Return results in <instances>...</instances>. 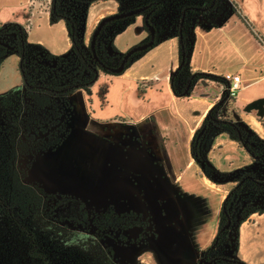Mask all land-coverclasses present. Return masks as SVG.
<instances>
[{
	"label": "crops",
	"instance_id": "0c3cea01",
	"mask_svg": "<svg viewBox=\"0 0 264 264\" xmlns=\"http://www.w3.org/2000/svg\"><path fill=\"white\" fill-rule=\"evenodd\" d=\"M230 1L243 16L239 6L233 0ZM33 2L34 0H0V26L9 23L20 24L28 32L27 36H30L37 26L36 13H40L45 22L50 20L49 10L35 7ZM112 12V9L100 12L91 26L94 27ZM230 12L235 13L232 9ZM222 17L215 16L208 22L199 18L192 27V35L187 41L185 67L191 75L197 74V77L191 83L186 96L177 95L173 89L174 72L180 63V40L177 36L169 34L147 49L121 73L117 75L100 73L90 93L93 94L95 89L101 88L103 100L92 99L91 109L85 106L87 119L83 130L87 131L93 122V132L95 134L104 132L102 136L106 137L108 133L115 134L121 123L123 126L120 130L121 138H124V133L129 134L126 135L125 143L110 137V140L114 141L108 142L109 148L117 155L104 161L96 172L97 187L104 188L99 191V202L112 200L114 193L111 186L123 187V182H131L134 179L137 185L154 184L156 191H159L157 196L166 198L175 208L171 221H164L163 228L157 229L158 234L157 231H152L158 241H161L163 236H173V247L190 254L189 260L192 263H189V260H166L164 255L168 253H164L162 261L158 264H197L196 261L200 264V257L202 258L218 232L219 214L228 192V188L223 184L230 182L231 187L234 185L231 179L218 183L214 176L208 177L203 170V164H197L191 153L195 133L202 126L213 105L224 96L223 90L227 83L213 79L215 76L223 77L226 73L240 75V88L234 98L222 105L221 115L230 121L246 124L260 137H264V127L261 123L264 120V109H253L243 105L249 101L243 93L250 87L264 82V57L261 61L264 52L250 34L251 32L255 35V31H263L261 22L255 21L251 24L244 17L249 26L246 24L242 26L235 20L231 24L224 22ZM55 22L58 30L65 28L63 21ZM203 22L208 29H202ZM130 24H139L142 30L137 31L136 36L128 37L126 43L130 46L128 51L149 38L143 29L142 16L135 17L123 29ZM212 30L216 31L214 37L216 35L219 40L214 38L211 42L212 36H208V33ZM66 36L62 44L53 45L51 49L44 40L34 41L48 52L53 50L63 52L68 51L71 45L67 31ZM261 42H264L263 38ZM216 60L231 64L221 69L216 65ZM20 86L21 83L12 84L6 91L0 89V98ZM77 91H81L82 95L83 93L88 95L85 90ZM182 127H186V135L181 134ZM181 145L182 147L185 145L189 151L185 163L178 159V148ZM224 146L242 151L246 163H238V168L231 170L230 173L218 172L210 161L209 153ZM233 150L229 162L237 159ZM202 158L216 173L236 176L244 171H260V167L252 162L243 146L230 139L224 132L212 134L209 145L203 148ZM190 190L187 206L181 207L185 193ZM141 191L144 193L143 189ZM212 191L217 193V197H211L213 202L209 197L213 194ZM118 192L120 200L136 195V192L131 194L129 191ZM88 206L99 210L93 203ZM116 211L126 212L127 209L116 207ZM108 241L112 246L117 242L113 239ZM229 255L247 264H264V212L253 214L249 220L238 225V246L233 248ZM136 264L151 263L142 259Z\"/></svg>",
	"mask_w": 264,
	"mask_h": 264
},
{
	"label": "trees",
	"instance_id": "16d2710c",
	"mask_svg": "<svg viewBox=\"0 0 264 264\" xmlns=\"http://www.w3.org/2000/svg\"><path fill=\"white\" fill-rule=\"evenodd\" d=\"M51 1L50 20L63 21L71 44L70 49L62 54H51L40 44L28 42L27 31L20 24L9 23L0 26V65L8 53H17L20 58L18 70L21 76V86L0 98L3 109L0 112V264H127L116 259L108 240L116 238L121 244L128 241L136 243L145 241L148 235L154 234L149 231V219H144L133 211L117 212L111 207L104 210L89 209L85 202L70 194L41 193L38 187L34 188L26 181L25 171L20 162L31 153H45L61 146L70 132L68 123L73 108L70 99L72 93L85 90L89 94L100 73L117 75L109 69L116 67L115 63L119 65L128 51L123 53L117 62L108 58L107 53L99 49L101 30L109 23L122 21L121 28L116 31L118 32L138 16H142L143 29L149 38L146 21L154 27L152 45L133 52L125 62L126 68L147 49L170 34L160 33L159 22H155L161 15L163 7L157 0H114L118 5L127 4L126 11L141 7L145 9L139 14L106 23L92 48L91 41L85 44L81 39L82 20L79 15L72 9L63 7L62 0ZM72 1L86 12L85 8L106 0ZM210 1L212 2L210 7L198 9L202 11L211 9L217 0ZM191 7L189 5L184 7L183 24L181 25V16L179 26L171 33L178 38L182 36L179 44L180 60L182 45L187 52V41L192 35L190 32L191 35L188 36L185 20L186 13L192 9ZM233 11L249 26L247 20L237 10ZM9 35L14 37L11 43L6 40ZM111 47L116 54L120 53L114 46ZM184 73L185 79L189 81L191 73L185 67V63L173 77V89L177 95L183 92L175 88V81ZM196 77L197 74H194L192 82ZM213 79L224 81L220 76ZM227 87L226 84L224 96L220 99L223 101L219 100L213 105L202 126L195 133L191 153L197 164H203V170L208 177L214 176L215 179L219 176L228 177L227 180H216L218 183L230 179L234 181L222 204L218 232L203 255L216 258L213 264H247L229 254L227 256L217 251L227 241L236 221L238 227L254 213L264 212V207L254 210L251 208L252 203L247 202L243 208L238 204L237 208H241L242 211L238 214L235 207L230 205L233 199L241 194L244 186L264 191V180L258 179L259 172L252 170L238 173L236 176L216 173L202 158L203 148L209 145L212 134L224 132L230 139L243 146L254 164L260 168L264 165V137H260L246 124L230 121L221 115L222 105L234 98L228 95ZM186 95L187 92L183 94ZM261 123L264 127V120ZM206 125L211 127L209 133L197 139L200 130ZM244 127L250 129L248 138ZM206 166L210 169H206ZM228 221H231L230 226L224 228ZM133 227H139L141 232L135 240H129L126 233ZM237 246L238 230L234 248Z\"/></svg>",
	"mask_w": 264,
	"mask_h": 264
},
{
	"label": "rangeland",
	"instance_id": "374dc122",
	"mask_svg": "<svg viewBox=\"0 0 264 264\" xmlns=\"http://www.w3.org/2000/svg\"><path fill=\"white\" fill-rule=\"evenodd\" d=\"M157 1L160 6L163 7L161 15L155 21L159 22L158 26L160 28V33L168 32L171 34L175 32L176 28L180 24L183 9L187 5L192 6V9L186 13L188 18L187 16L185 17V20H187L188 36L191 35L190 32H192V25L195 21L199 20V18H202V20L205 19L208 22L211 21L215 16H223L224 22L227 21L229 24H231V22L235 20L242 26H245V23L235 13L230 12L231 9L236 10V7L231 3L230 0H217L215 2V6L204 11L198 8L210 7L212 3L210 0ZM233 1L239 6L243 17L250 21L251 24L255 21L259 23L261 22L263 31H255V35H252L249 29H247L257 46L264 52V42H261V38H263L264 41V0ZM33 3L35 7L47 8L49 10L52 1L34 0ZM61 3L63 4V7L72 9L75 14L79 15V18H81L82 26L80 36L85 44H88L91 41L93 31L98 23L94 27L91 25L100 12L105 11L106 9H112L113 12L110 13L111 15L114 13L125 12L127 8V4L125 3L118 5L114 0H106L92 4L88 8H85L86 12H84V8L72 0H62ZM35 18L37 26L33 30V33L30 36H27L28 42L37 44L34 40L41 39L42 41L44 40L46 42L45 44H47V47L50 49L53 47V45H60L64 42L67 37L64 27L62 30H58L56 27V22L51 23V20L45 22V19L41 18L40 13H36ZM121 23L122 21H114L109 23L105 29L101 30L102 33L99 38V49L102 50L103 53H107L108 58L113 59L114 62H117L118 58L130 48V46L126 45V43H128V37L132 38V36H136L137 31L142 30L139 24H130L127 28L116 32L119 28H121ZM201 26L203 30L208 29L205 22H203ZM254 27L255 26H253V29ZM210 32L211 33H208V36H212V38H210L211 42L214 41V38L219 40L216 35L214 37V34H216L215 30ZM13 38V35H9L6 37V40L11 43ZM50 38L52 39L49 40ZM217 40H215L216 45H218ZM111 45L120 51V53L116 54ZM65 51L57 52L56 50H53L50 53L58 55L64 53ZM260 54L262 53L260 52ZM261 56V61H263L264 55L262 54ZM29 59L30 58H28V60ZM19 61L20 58L15 52L8 53V55L5 56L1 63L2 65H0V89L3 88V90L6 91V89H8V87H10L12 84L19 85L21 83V76L18 70ZM230 64V62L216 60V65L221 69H224L226 66H230ZM115 65L117 66L118 64L115 63ZM185 76L186 73L183 75L180 74L175 81V88L180 92H183L188 82V80L185 79ZM101 92V88L98 87L95 89L93 94L89 93L87 96L85 93L82 95L81 91L72 93L70 99L73 108L68 123L70 131L69 134L66 136L61 146L57 149L53 151L49 150L40 154L31 153L20 162L23 170L25 171V179L28 183L33 185L34 188L38 187L41 193L44 194L64 193V191H66L67 194L78 197L80 200L85 202L87 206L88 204L93 203V205L99 210H104L108 207H111L116 211V207H119L127 209V211H133L137 214H140L144 219H149V222L152 226L151 229L157 231L158 234L157 229L161 227L163 228V222H170L173 218L175 208L169 201H167L166 198L157 196L159 191H156L154 184L140 183L137 185L134 179L131 182L125 181L123 182V187L111 186L114 197H112L110 202H99V191L101 189L104 190V188L98 189L95 182L96 172L104 161L117 155V153L112 148H109L108 142L114 141L110 140V137L121 141L120 143H125V141H127L126 135H129L124 133V138H121L122 133H120V130L123 127L121 123H119V128L115 134L108 133L106 134V137L102 136V133L104 132H101L100 134H95L93 132V122L90 124V127L87 131L83 130L87 119V116L85 115V106H87L88 109H91L90 101L92 99H96L97 101L103 100ZM243 95L247 97V99L249 98V101L243 103V105L253 109H264V82L250 87L243 93ZM2 111V105H0V112ZM210 128L211 127L208 125L204 126L197 135V139L201 135L208 134ZM245 129L248 133V138L250 129ZM181 132V134L186 135V127H182ZM232 150L233 149L224 146L209 153L210 161L218 172L230 173L231 170L238 168V163L244 162V153L237 149L233 150L236 153L235 155L237 159L233 162H229V157L231 156ZM188 156L189 151L186 149L185 145L183 147L181 145L178 148V159L180 162L185 163L188 159ZM244 163H246V161ZM207 168L210 169L208 166H206V169ZM135 177L136 175H134V178ZM257 178L264 180V165L262 170L260 168ZM227 179L228 177L226 176H222V178L219 176V178L216 180L223 181ZM229 183L230 182L223 184L225 188H228V192L232 188ZM142 189L144 193L141 191ZM118 190L123 192L129 191V194L136 192V195L129 196V198H126L125 200H120V198L117 196L119 195ZM190 192L191 190L185 193V197H183L184 199L181 201V207L187 206L189 201L188 197L191 194ZM75 193H78L79 195L76 196ZM211 193L213 194H210L209 197L213 202L211 197H217V193H215V191H212ZM247 202L252 203L251 208L254 210L262 209L264 207V191L253 190L248 186H244L241 189V194L237 198H234L232 204L230 205L235 207V211L240 214L242 213L241 208H243ZM238 204L241 205V208H237ZM155 221H157L156 224ZM237 230L238 227L236 221L235 225L228 234L227 241L219 247L217 253L228 256V254L234 248V243L237 238ZM140 232L141 229L139 227H133L127 231V237L129 239L135 240ZM117 242L115 245L111 246L114 251V256L121 263L136 264L140 260L146 259L148 263L158 264L160 261H162V255L164 253H168L167 255H164L166 260L187 261L190 258V254L173 247V236H163L161 241H158L156 240V237L151 234L146 238L145 242L141 243L129 241L126 244H121L119 241ZM207 259H211V256L207 255ZM188 262L192 263L191 260ZM196 263L199 264L197 261ZM200 264H202L201 257Z\"/></svg>",
	"mask_w": 264,
	"mask_h": 264
},
{
	"label": "water",
	"instance_id": "95a60500",
	"mask_svg": "<svg viewBox=\"0 0 264 264\" xmlns=\"http://www.w3.org/2000/svg\"><path fill=\"white\" fill-rule=\"evenodd\" d=\"M145 8L141 7V8H137V9H133V10H128V11H125V12H120V13H114V14H111V15H108V16H105L103 17L99 22L98 24L96 25L94 31H93V34H92V37H91V46L92 48H94V45H95V39L96 37L98 36L100 30L105 26L106 23L112 21V20H116V19H121V18H125V17H128V16H132V15H136V14H139L141 13ZM183 21H184V15L182 16V19H181V25L183 24ZM146 25H147V30L149 32V35H150V38L149 40L144 43V44H141V45H138V46H135L133 48H131L123 57L122 61L120 62V64L116 67H111L109 70L113 73H116V74H119L121 73L124 68H125V62L126 60L128 59V57L135 51H138V50H142V49H145L147 47H149L150 45H152L153 43V38H154V35H155V29L154 27L149 24L147 21H146ZM179 40L181 42L182 40V36L180 35L179 36ZM182 58L180 60V63L176 69V71L174 72V74L177 73V71L179 69H181V67L183 66V64L185 63V56H186V52L184 51V48H183V45H182ZM194 77V74L191 75L188 83H187V86L184 90V92L182 94H185L188 89L190 88V85H191V82H192V78ZM220 101H223V100H220ZM231 224V221H228L227 224L224 226V228H227L229 227ZM216 258H211V259H207V256L206 254H204L203 258H202V263L203 264H213L215 262Z\"/></svg>",
	"mask_w": 264,
	"mask_h": 264
},
{
	"label": "built area",
	"instance_id": "2783aa9c",
	"mask_svg": "<svg viewBox=\"0 0 264 264\" xmlns=\"http://www.w3.org/2000/svg\"><path fill=\"white\" fill-rule=\"evenodd\" d=\"M223 80L228 84V95L235 96L237 90L240 88L241 78L239 74L226 73ZM224 92V90H223Z\"/></svg>",
	"mask_w": 264,
	"mask_h": 264
},
{
	"label": "flooded vegetation",
	"instance_id": "af4514ba",
	"mask_svg": "<svg viewBox=\"0 0 264 264\" xmlns=\"http://www.w3.org/2000/svg\"><path fill=\"white\" fill-rule=\"evenodd\" d=\"M94 210H95V209H94ZM126 212H127V211H126ZM151 227H152V226H151V223H150L149 231L152 233L153 231H152ZM153 233H154V232H153ZM126 234H127V233H126ZM154 234H155V233H154ZM154 234H152V235H154ZM148 236H149V235H148ZM148 236H147V237H148ZM147 237H146V238H147ZM128 239H129V238H128ZM111 240H112V239H111ZM113 240L118 241L116 238H114ZM129 240H130V239H129ZM145 240H146V239H145ZM108 242H109V241H108ZM128 242H129V241H128ZM143 242H144V241H143ZM110 246H111V245H110ZM203 256H204V255H202V258H203ZM202 258H201V262H202ZM202 264H203V263H202Z\"/></svg>",
	"mask_w": 264,
	"mask_h": 264
}]
</instances>
